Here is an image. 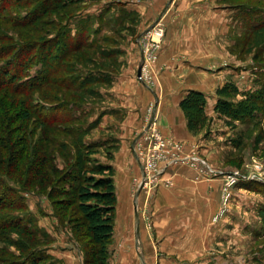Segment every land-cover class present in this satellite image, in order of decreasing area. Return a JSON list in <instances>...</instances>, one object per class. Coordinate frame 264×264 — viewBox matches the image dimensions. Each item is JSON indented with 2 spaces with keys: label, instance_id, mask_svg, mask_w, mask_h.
<instances>
[{
  "label": "rangeland",
  "instance_id": "1",
  "mask_svg": "<svg viewBox=\"0 0 264 264\" xmlns=\"http://www.w3.org/2000/svg\"><path fill=\"white\" fill-rule=\"evenodd\" d=\"M246 6L264 7V0H83L61 10L68 16L88 7L86 18L109 9L103 19L91 18L97 46L69 53L57 80L35 95L52 110L66 103L82 105L75 114L83 120L47 127L33 116L28 128L33 142L45 129L65 140L64 149L49 144L59 175L77 165L78 156L112 166L91 175L113 178L116 201L106 214L113 226L93 256L90 238L77 220L81 210H74L80 202L70 204L67 184L59 183L58 189H67L63 192L54 188L57 182L43 187L35 180L34 192L25 195L35 227L46 235L35 236L31 247L49 246L64 264H264V116L255 124L217 109L219 99L237 102L258 87L264 29L246 27ZM121 9L132 12L122 23L117 19ZM39 26L58 28L51 20ZM79 26V19H73L70 31L74 34ZM38 35L44 36L39 30L33 38ZM203 65L209 71L196 67ZM77 68L95 69L105 78L75 91L68 83ZM193 86L216 96L214 115H193L196 107L185 102ZM174 94L183 96L180 106L199 134L191 145L164 135L159 127L160 100ZM45 96L52 101H44ZM109 107L119 111L106 114ZM132 107H141V126L128 132L121 127ZM88 123L94 125L82 136L97 143L89 150L81 147L80 135L59 130ZM89 201L109 204L100 198ZM5 232L11 236H0V256L29 252L13 243L23 237L19 230Z\"/></svg>",
  "mask_w": 264,
  "mask_h": 264
},
{
  "label": "trees",
  "instance_id": "2",
  "mask_svg": "<svg viewBox=\"0 0 264 264\" xmlns=\"http://www.w3.org/2000/svg\"><path fill=\"white\" fill-rule=\"evenodd\" d=\"M82 1L0 0V236L5 239L11 236V233H4L6 229L19 230L23 237L12 239L13 243L19 250L29 251L20 256L11 252L9 257L0 256V264H64L49 253V246L39 245L34 248L30 246V241L34 240L35 236L46 235L35 227L27 205L25 194L34 192L31 184L35 180L43 187L57 182L54 187L56 190L60 182L67 184L68 192L73 198L70 204L77 200L80 202L74 210H81L77 220L83 227L84 234L90 238L93 256L100 253L96 251L97 244L106 242L107 232L113 226L111 217L106 215L114 208L113 204L116 201L115 190L111 187L113 178L91 175L92 172L99 174L103 170H109L112 166L93 159L96 161L94 165L87 155L78 156L77 165L70 168L66 175H59L57 174L60 173L59 169L51 161L49 144L56 143L64 149L65 140L45 129L41 139L33 142V130L28 128L33 116H37L47 127L83 120L82 115L75 114V109L78 110L82 105L72 102L52 110L48 103L37 101L35 96L37 90L57 80L56 76L64 70L69 53L81 47L97 46L94 39H91L93 16L86 18L83 16L88 7L77 9L78 11L68 16L62 12ZM246 10V27L253 31L264 29V7L246 6ZM108 11L109 9L104 10L99 15L100 19H103V15ZM54 12L60 14L59 19L53 17ZM131 14L132 12L121 9L117 19L122 23ZM99 17L94 16L93 20L97 22L96 19ZM73 19L80 21V26L74 34L70 31ZM48 20L53 24L57 23L58 28L53 30L39 26L47 24ZM39 30L44 36L38 35L33 38V34ZM14 32L18 36H15ZM259 64L262 71L256 80L258 87L246 93L244 99L237 102L219 99L217 109L221 113L241 118L244 122L248 120L254 121L255 124L260 122L258 116H264V60ZM83 69L85 68L75 70L68 83L71 86L69 88L78 91L88 83L105 78L95 69ZM43 100L51 102L52 97L45 96ZM185 102L196 107L193 115H206V95L203 92L192 90ZM43 110H47L48 113ZM189 118L190 128H193L194 120L191 115ZM93 125L94 123L60 126L59 130L80 135L81 147L89 150L97 143H87L82 135ZM88 182H92V187L87 186ZM105 186H108V191L93 189ZM90 198H100L109 204L93 203L89 201ZM3 209L13 211L6 213L1 211Z\"/></svg>",
  "mask_w": 264,
  "mask_h": 264
},
{
  "label": "crops",
  "instance_id": "3",
  "mask_svg": "<svg viewBox=\"0 0 264 264\" xmlns=\"http://www.w3.org/2000/svg\"><path fill=\"white\" fill-rule=\"evenodd\" d=\"M130 7L135 8L134 6H130ZM196 67L204 69L205 71H209L206 70V68H208L207 65L196 66ZM170 82L174 83L175 81L172 79L170 80ZM190 89L199 90L207 95L208 102H207V106H205L206 114L214 115L215 112L213 110V107H214V100H216V96L209 89H206L204 86H193L188 90ZM182 98L183 96L179 97L178 94H174L170 98H164L160 100L159 127L161 131L164 133V135L170 136L172 139H174L177 142L181 141L191 145L192 143L199 141L200 137L199 134L193 132L189 127L188 119L183 109L180 106V102ZM135 107H132L130 110H127L126 112L127 117L125 123L123 124V127H121V128L125 127V130H127L128 132H134L141 126L140 124L141 107L139 109H134ZM108 109L109 110L111 109L113 112L119 111V109L117 108L113 109L109 107L107 108V110H105L107 111L106 114L110 113Z\"/></svg>",
  "mask_w": 264,
  "mask_h": 264
},
{
  "label": "built area",
  "instance_id": "4",
  "mask_svg": "<svg viewBox=\"0 0 264 264\" xmlns=\"http://www.w3.org/2000/svg\"><path fill=\"white\" fill-rule=\"evenodd\" d=\"M145 58V57H144ZM145 63V59H143V64ZM143 64H142V66H141V69L143 70ZM140 71V73H139V75H140V77L142 78V74H143V71ZM152 125H153V122L150 124V128H152ZM160 139L161 137H160V135L158 134L157 135V139ZM170 141V140H169ZM174 160H177V159H173L171 162H173ZM230 179H232V180H234V178L232 177V176H230Z\"/></svg>",
  "mask_w": 264,
  "mask_h": 264
},
{
  "label": "water",
  "instance_id": "5",
  "mask_svg": "<svg viewBox=\"0 0 264 264\" xmlns=\"http://www.w3.org/2000/svg\"><path fill=\"white\" fill-rule=\"evenodd\" d=\"M142 62H143V61H142ZM141 66H142V63H141ZM141 66H140V67H141ZM140 71H141V68L139 69V73H140Z\"/></svg>",
  "mask_w": 264,
  "mask_h": 264
}]
</instances>
